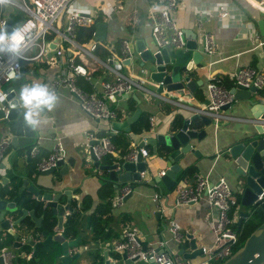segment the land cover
Wrapping results in <instances>:
<instances>
[{
    "label": "crops",
    "instance_id": "obj_1",
    "mask_svg": "<svg viewBox=\"0 0 264 264\" xmlns=\"http://www.w3.org/2000/svg\"><path fill=\"white\" fill-rule=\"evenodd\" d=\"M178 1L179 7L172 13V17L177 25L183 29L196 31L200 44L199 48L203 51L204 44L201 46L203 30L213 34L217 42L216 52L212 54L203 52L204 56L202 59L205 60V65L195 70L193 69L189 73L192 79L198 80L201 84L196 87L193 92V99L187 102L188 105L200 106L204 103L206 99L205 84L212 75L221 76L225 84L228 87H232V74L237 67L251 65L257 68H264V43L259 44V41L264 40V31L261 32L258 26V19L263 18V16L248 0ZM215 3H226L229 5V8H233L234 14L229 24L224 20H219L215 15L210 16L206 14V8L212 7ZM149 6L148 0H76L72 5L73 8L90 13L94 20L100 18L96 22L101 21L105 23L104 37L98 38L97 41L101 43L102 48L111 50L113 58L118 60L117 68L119 71L137 79L142 86L150 90H155L157 83L146 77V72L140 73V59L136 54L132 55L131 64H123L120 62L125 57L121 52V41L123 39L128 40L134 36L143 37L147 41H152V21ZM13 10L10 11L11 14ZM198 13H200L202 18V24L200 26L197 20ZM60 19L64 21V15ZM251 28L254 29V32H250L252 30ZM102 48L99 49L100 54L97 55L101 59H104L107 54H104ZM87 61L90 65L91 58L88 56ZM25 64L27 65V70L22 77L17 76V79L15 78L9 82H5V87L13 85L16 92L19 93L21 87L25 84L39 82L46 85L48 76L56 72H63L66 68L64 56H56L52 63L28 61ZM93 74L92 82H88L82 76H78L76 78L77 85L86 90H93V87L99 88L97 83L100 78L107 80L114 78V75L102 67L94 70ZM5 87L2 86V88ZM132 91L136 97L130 96L111 99L109 95L107 98V104L117 110L116 119L118 120L125 119L139 108L136 118L129 124L130 130L128 131L116 128L117 131L110 133V123L107 120L95 118L83 110L77 96L66 86H61L58 89L57 96L59 99L54 110L51 112L45 110L41 114V124L34 128L36 135L33 138V142L39 145L42 155L49 153L57 140H60L64 146L66 154L64 159L68 165V172L60 173L59 170H56L53 173V177L58 179L54 188L60 190L71 189L73 203L75 201L80 203L84 197L91 199V208L83 211L78 217V231L85 230L87 232L89 228L86 229V216L88 214L91 215L92 207L94 208L97 203L105 200L108 197L107 194H111V214L107 218V226L112 228L115 234L107 238L106 241L112 244L115 240L123 236L126 228L130 227L136 229L137 235L142 243L155 240L161 236H168V231L165 228L166 221L158 213L159 211L156 209L152 196L155 192H160V202L171 204L176 190L186 183H191L194 179V176L191 175L185 181H177L178 172L187 166H194V173L207 175L210 180H215L223 176L237 197L240 198V192L235 183L233 171L231 167H227L228 154L225 151L229 145L247 133L257 128H262L259 122L237 120L225 121L218 127H214L212 123L205 125L198 118L200 120L199 125L197 124L193 127L197 130L205 128L207 133L201 139H192L194 146L199 150L198 155L188 151L178 160L180 169L176 173V182L171 189L166 188L163 182L155 181V176L160 174L161 170H164L165 161L160 158L159 151H153L151 144H145L144 146L148 150V154L144 158L147 164L153 168V171L144 172L141 181L134 182L131 194L121 204H116L114 202V196L117 187L113 183L106 185V189L102 195L99 194V189L103 185L105 178L102 177L103 171L99 172L94 169L93 162L89 158L86 132L92 131L96 136L109 135V138L110 136H114L116 140L120 141V146H118L121 148L126 142L127 146L135 147L138 146L143 138L155 136L158 132H164L168 129L169 125L175 119V115L180 114L183 118H186L193 113L191 109L172 102L171 98H159L152 95L145 88H135ZM167 105H170V108H167ZM231 112L235 115L253 117L251 105L247 100L235 101L231 106ZM141 113L148 115V123L149 116H154L152 129L146 130L145 132L134 131L132 129L134 121ZM9 127V123L3 125L0 122V131H2V134L7 131L11 132L12 135L13 130L7 129ZM160 146L161 144H158L157 149ZM119 147H116V155L113 154L114 152L104 154L102 156L103 161L109 163L111 162L109 160L112 156L115 159L118 156H124L121 154V148ZM5 157L11 162V168L6 175L8 179H3L4 176L0 177L1 184H11L10 173L12 171L13 175L16 174L15 180H20L16 188L17 191L20 187H23L21 185L22 177H27L31 181L33 178L37 186L43 189L51 186L52 174L37 173L33 175L30 171L32 167L28 161L23 159L21 162H18L19 157L25 158L23 148L19 145L15 147L10 143L6 149ZM114 158L113 160H115ZM24 191L25 196L29 197L32 202V194L26 190L25 186L20 193ZM20 193L18 192V194ZM7 200L11 199L7 198ZM21 201L22 199L18 200L19 206H22ZM240 209H246V207L240 205V202L231 209L230 216L233 221H237ZM67 215L68 213L64 215V219ZM217 215L218 208L209 204L204 197L195 202L177 205L171 212V216L181 225L183 240L181 242L169 240L168 247L177 253H179V249L181 248H184L185 251L190 250L188 241L190 234H192L200 246H205L206 248L219 246L220 244H215V233L213 230V223L216 222ZM105 245L104 243L100 244L102 248ZM2 247H6L13 252L16 250L8 246ZM203 257L204 255L199 254L189 259L191 262H197Z\"/></svg>",
    "mask_w": 264,
    "mask_h": 264
},
{
    "label": "built area",
    "instance_id": "obj_2",
    "mask_svg": "<svg viewBox=\"0 0 264 264\" xmlns=\"http://www.w3.org/2000/svg\"><path fill=\"white\" fill-rule=\"evenodd\" d=\"M76 0H8V4L13 6V13L4 14L5 5H0V26L5 27L7 19H12L11 32L17 27H26L25 43L19 54L8 52L0 53V92L7 95V91L2 88V83L15 79L23 61H45L52 63L56 56H64L65 70L56 72L48 76L46 80L47 87L58 94L61 86H66L78 98L79 104L83 110L90 113L93 117L107 120L110 133L117 131L112 126V120L117 118V110L111 108L107 104V98L112 93H127L135 88H145L152 95L159 98H168L163 93L150 90L141 85V83L130 75L121 73L117 67L110 63L114 58L112 55L101 59L96 53L97 47L96 30L91 32L90 39L85 43L76 40V29L81 25H89L93 22V16L85 11L73 8L72 5ZM249 3L258 9L264 11V0H248ZM150 4L151 17V35L156 43V50L161 47L170 45L174 49H184L186 47V39L184 37V29L177 25L172 17V13L179 7L178 0H148ZM71 9L67 10V7ZM17 10L23 11V14H17ZM207 15H215L219 20H224L229 24L234 14L233 8H229L226 3H215L212 7L206 8ZM19 16L16 20L15 15ZM64 15V21L60 18ZM16 20V21H15ZM198 25L202 24V18L198 13ZM250 32H254V29ZM59 35L60 39L55 46L51 43L53 39ZM204 41V51L212 54L217 50V42L213 34L209 31H202ZM91 40L89 47L86 44ZM264 40L259 41V44ZM121 52L123 56L129 54L127 40L121 41ZM87 56L91 58V64H88ZM102 67L106 71L114 75V78L107 80L100 78L98 87L93 90H86L77 85L76 78L82 76L86 81L92 82L93 71ZM140 73L146 72L144 67H140ZM233 86L241 83L246 87L254 85L257 90L264 88V68H257L251 65L239 66L232 74ZM217 75L208 78L205 84V94L207 102L200 106L188 105V103L171 100L179 106L191 109L193 112L207 115L211 118L214 127H218L222 122L237 121H253L264 122L263 119L235 115L231 112V106L236 101L234 93ZM169 99V98H168ZM5 103L0 105L3 110V118L5 119L9 113V106ZM228 104L227 108H221L223 104ZM154 116H149V124L147 128L143 127L141 131L152 129ZM7 132V131H6ZM0 136V177L6 176L11 168V162L5 157L7 147L10 145L11 132ZM88 141L98 139V142L90 144L93 153L98 159L106 153L116 152V147L109 138V135L96 136L94 132L87 131ZM143 157L148 154L145 146H135L127 152L124 157L129 160H135L137 154ZM30 155L35 159V167L38 170L49 169L57 165L61 158H65V149L60 140H57L51 151L46 155L40 153L39 145L36 142L31 144ZM144 172H142L143 175ZM164 170L160 171L163 174ZM1 184V181H0ZM131 190L129 183L119 185L116 189L114 202L121 204L125 195ZM161 193L155 192L152 196L156 209L160 212L163 220L166 221L165 228L168 236H161L155 240L142 243L138 240L137 231L134 228H126L123 236L114 241L112 250L118 251L123 249L127 256H138L147 261L152 259L156 264H215V260H224L233 252V244L238 239V233L232 227L233 219L229 215L230 210L238 205L239 200L234 193L227 180L220 176L215 180H210L207 175L200 173L194 174L191 183H186L176 190L171 204L160 202ZM206 198L209 204L218 208L216 222L213 223L215 233V244L221 246H210L206 248L202 246L204 257L197 262H191L189 258L182 257L175 250L168 247L169 240L181 242L183 240V232L181 225L171 216L173 209L179 204H188L195 202L200 198ZM256 200L261 202L264 200V188L257 194ZM23 240V238H21ZM145 244V245H143ZM15 252L6 247L0 248V264H14ZM30 255L27 254V258ZM110 264H115V258L110 256Z\"/></svg>",
    "mask_w": 264,
    "mask_h": 264
},
{
    "label": "water",
    "instance_id": "obj_3",
    "mask_svg": "<svg viewBox=\"0 0 264 264\" xmlns=\"http://www.w3.org/2000/svg\"><path fill=\"white\" fill-rule=\"evenodd\" d=\"M11 10H13V6L8 3L5 4L4 14L9 15ZM259 13L263 18L258 19V26L260 31L263 32L264 11L260 10ZM11 25L12 19L8 18L5 25L8 32L11 30ZM95 30V38H103L105 23L96 22ZM184 37L186 39L184 49H174L172 46L166 45L156 50L153 37L152 41H147L143 37L133 36V38L127 40L129 54L122 58L120 62L131 64L132 55L136 54L140 59L139 65L146 69V77L157 83L156 91L163 93L168 98L187 103L193 99V92L201 84L198 80L192 79L189 73L193 69L204 66L206 62L202 59L204 51L199 48L197 32L192 29H184ZM59 39L60 36L57 35L51 45L55 46ZM90 43L91 40L86 46L89 47ZM203 44L202 39L201 46ZM117 61V59H114L110 63L118 67ZM26 70L27 65L22 61L18 77H22ZM4 90L8 92L6 100H8L7 104L9 106V113L5 119L16 122L15 128L12 129L11 126L7 128L13 130L10 143L15 147L19 145L23 148L25 158L19 157L18 162L24 159L33 168L34 162L30 150L34 141L33 138L36 135L35 129L27 125L23 119V111L16 100L19 93L16 92L14 86L9 85ZM230 90L234 93L236 101H248L251 105L253 118H264V97L258 93L254 85L246 87L241 83H237ZM254 93H256V96ZM130 96L136 97L133 91L122 94L114 92L109 97L119 99ZM204 102H207V98ZM3 103H0V105ZM12 104H17V107L13 108ZM227 107V103L221 106V108ZM138 112L139 108L123 120H112V126L126 131L130 130L129 124L136 118ZM3 115V110L0 109V120L4 119ZM196 118H200L205 125L211 124L209 116L193 112L184 118L179 128L173 129L170 124L164 132L145 137L138 144V146L151 144L154 152L159 151L157 147L158 144H161L164 153L160 155V158L165 161V168L163 174L155 176V181L163 182L168 189L173 188L175 185L176 173L180 169L178 160L188 151L196 155L199 154V150L194 146L192 139H201L207 132L205 128L197 130L190 124ZM260 124L262 128L247 133L229 145L225 151L228 154L227 167H231L235 183L240 192V205L246 207V209H240L238 212V230H240L243 218L247 217L250 212V207L259 203L256 197L264 188V122ZM1 135L2 131H0ZM98 141V139L88 141L89 158L93 162L94 169L99 172L103 171L102 177L115 182L116 187L119 186V183L126 181L130 184L132 190L134 182L141 181L142 172L153 171V168L147 164L140 153L137 154L135 160L118 156L108 163L104 162L102 158L98 159L90 146V144ZM113 154L116 155V152ZM67 169L68 165L65 159L61 158L54 167L31 171L33 175L37 173L52 174L51 186L47 189L38 187L32 177V181L27 177H22L21 185L25 186L26 190L32 194L33 203L31 207L19 206L18 195L11 200L0 198V240L3 239V236H8L11 238L10 245L12 248L28 247L29 251L19 250L21 256L29 254L36 261L45 259L50 264H110V256L115 258V264H156L152 259L145 261L138 256L129 257L123 249L115 252L112 250L113 244L111 242L107 243L106 240L84 241L83 239L87 234L85 230L78 231L74 237L63 231L66 220L64 215L73 213L75 209L73 194L69 188L63 190L54 188L58 179L53 177V173L56 170H59L60 173H66L68 172ZM3 179H8V177L4 176ZM23 187L18 189L19 193L23 190ZM131 190L125 195L124 199L131 194ZM17 211H20V214L13 218L10 214ZM26 219H29V224L25 221ZM90 219L91 215L88 214L86 216V229L90 227ZM71 227H73L72 224ZM138 240L140 241L139 237ZM188 241L190 250L179 249V253L184 258H194L199 254L204 255L202 246L197 244L192 234L189 235ZM101 243L106 244L104 248L100 246ZM220 247L218 246L215 250ZM114 252L117 253L116 256ZM218 264H264V220L246 236L237 249Z\"/></svg>",
    "mask_w": 264,
    "mask_h": 264
},
{
    "label": "trees",
    "instance_id": "obj_4",
    "mask_svg": "<svg viewBox=\"0 0 264 264\" xmlns=\"http://www.w3.org/2000/svg\"><path fill=\"white\" fill-rule=\"evenodd\" d=\"M15 14H13L14 16ZM19 16L15 15L16 20L18 19ZM100 19V18H98ZM98 19H93V22L89 25H81L78 26L76 29V35L75 38L78 42L80 43H85L87 42L90 37H91V32L93 29H95V22ZM15 20V21H16ZM97 47L95 48V53L96 54H100L99 49L102 48L101 47V43H99V41H97ZM104 51V54H107L106 56H110L111 50H108L107 48H102ZM219 76V75H217ZM221 77V76H219ZM222 81L225 83L224 79L221 77ZM258 93L264 97V88L259 89ZM167 108H170V105H167ZM184 118L182 117V115L177 114L175 115V119L173 120V122L171 123V126L173 129H177L181 126L182 122H183ZM11 128H14V121H8ZM197 122V123H196ZM200 120L198 118L194 119L191 123L192 126L195 125H199ZM201 124V123H200ZM132 129L134 131H141V129L143 127L147 128L149 126L148 123V115L145 113H141L139 115V117L134 121L133 125H132ZM110 139L112 141L113 139V144L116 147L120 146V141L116 140V137L114 136H110ZM119 145V146H118ZM132 147V146H131ZM130 146H127V142L123 145V147H119L121 148V154L125 155L127 152H129V150L131 149ZM133 148V147H132ZM159 153L160 155H162L164 152L162 150V146L159 147ZM114 156L111 157V159L113 160ZM109 161H112V160ZM115 159V158H114ZM104 160V159H103ZM37 170L35 167V159H34V167L30 170V171H35ZM194 171L195 168L194 166H187L185 168H183L182 170H180L178 172L177 175V181L179 180H187L191 175L194 176ZM11 175V184L10 183H3L0 184V197L1 198H8V199H12L14 196L18 195V200H21L22 206H26V207H31L33 200L31 202V200L29 199V197L25 196V191L21 192L20 194H18V191L16 190V188L18 187L19 184V179L16 181V176L13 175L12 171L10 173ZM105 181H103V185L101 186V188L99 189V194L102 195V193L105 191L106 189V185H111L112 183L114 184L115 182L108 180V179H104ZM136 182V181H135ZM128 182H121L118 185H122ZM107 198L99 203L96 204V206H94V208L92 207L91 210V222H90V227L87 230V234L84 237V241H88V240H93V239H101V240H107V238L111 237V235L115 234L113 233L112 228L107 226V218L110 216L111 212H110V208H111V194H107ZM30 200V202H29ZM238 200L240 202V198L238 197ZM75 209L73 211V213H70L67 215L66 220L64 222V229L63 231L67 234V235H72L73 237L77 235V221H78V217L81 213H83V211H86L88 209L91 208V199H89L88 197H84L83 201H81L80 203H78L77 201H75L74 203ZM231 212V210H230ZM229 212V215H231ZM20 214V211L11 213L10 215L15 218L16 216H18ZM264 220V200H262L261 202H259L257 205L251 206L250 207V212L248 213L247 217L243 218L242 223H241V227L240 230L237 229V221H233L232 222V227L235 228L237 230L238 233V239L237 241L233 244V251L235 249H237L243 242V240L246 238V236H248V234L258 225L260 224L262 221ZM25 221H27V224L30 223L29 219H26ZM71 224L73 225V227H71ZM82 240V242H83ZM6 244L10 245L11 244V238L8 236H3V239L0 240V248L2 246H5ZM28 250L27 246H23L21 248H17L15 251V258H14V264H50V262L48 260L45 259H40L38 261L35 260L34 257H30L29 259L26 258L25 256H21L20 251L19 250ZM116 252V251H115ZM114 252V255L116 256L117 253Z\"/></svg>",
    "mask_w": 264,
    "mask_h": 264
},
{
    "label": "clouds",
    "instance_id": "obj_5",
    "mask_svg": "<svg viewBox=\"0 0 264 264\" xmlns=\"http://www.w3.org/2000/svg\"><path fill=\"white\" fill-rule=\"evenodd\" d=\"M8 0H0V5H5ZM26 27H17L11 34L5 27L0 26V53L8 52L19 54L25 43ZM7 99L4 92H0V103ZM58 96L54 91H51L47 85L32 82L21 87L19 96L16 98L17 104L23 110V119L27 125L36 128L41 124V114L47 110L51 112L58 103ZM17 104H12L13 108Z\"/></svg>",
    "mask_w": 264,
    "mask_h": 264
},
{
    "label": "rangeland",
    "instance_id": "obj_6",
    "mask_svg": "<svg viewBox=\"0 0 264 264\" xmlns=\"http://www.w3.org/2000/svg\"><path fill=\"white\" fill-rule=\"evenodd\" d=\"M68 9H71V6H68V7H67V10H68ZM17 14L22 15V14H23V11L17 10ZM1 85L5 87L6 83H2ZM255 94H256V93H254V95H255ZM255 96H256V95H255ZM0 122H1V124H3V125L9 123L7 119H2V120H0ZM5 246H8L9 248H12L11 245H8V244H6ZM221 261H222V260H215V264H218V263H220Z\"/></svg>",
    "mask_w": 264,
    "mask_h": 264
}]
</instances>
